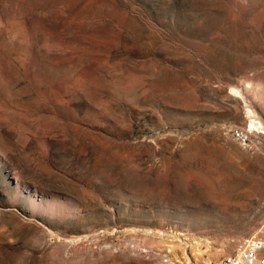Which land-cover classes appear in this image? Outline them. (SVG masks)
<instances>
[{
	"label": "rangeland",
	"instance_id": "obj_1",
	"mask_svg": "<svg viewBox=\"0 0 264 264\" xmlns=\"http://www.w3.org/2000/svg\"><path fill=\"white\" fill-rule=\"evenodd\" d=\"M246 240L264 257V0H0V264Z\"/></svg>",
	"mask_w": 264,
	"mask_h": 264
},
{
	"label": "built area",
	"instance_id": "obj_2",
	"mask_svg": "<svg viewBox=\"0 0 264 264\" xmlns=\"http://www.w3.org/2000/svg\"><path fill=\"white\" fill-rule=\"evenodd\" d=\"M234 136L241 143L248 140L246 132L242 130H235ZM216 264H264V257L254 240H246L236 252L221 257Z\"/></svg>",
	"mask_w": 264,
	"mask_h": 264
}]
</instances>
